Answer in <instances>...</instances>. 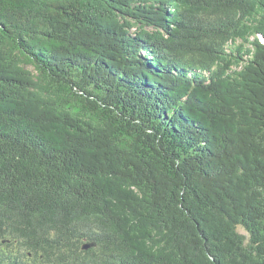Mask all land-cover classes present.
Returning <instances> with one entry per match:
<instances>
[{"label":"trees","instance_id":"1","mask_svg":"<svg viewBox=\"0 0 264 264\" xmlns=\"http://www.w3.org/2000/svg\"><path fill=\"white\" fill-rule=\"evenodd\" d=\"M0 264H264V0H0Z\"/></svg>","mask_w":264,"mask_h":264},{"label":"water","instance_id":"2","mask_svg":"<svg viewBox=\"0 0 264 264\" xmlns=\"http://www.w3.org/2000/svg\"><path fill=\"white\" fill-rule=\"evenodd\" d=\"M88 247V245L87 244H85L84 246H83V248H87Z\"/></svg>","mask_w":264,"mask_h":264},{"label":"rangeland","instance_id":"3","mask_svg":"<svg viewBox=\"0 0 264 264\" xmlns=\"http://www.w3.org/2000/svg\"><path fill=\"white\" fill-rule=\"evenodd\" d=\"M32 69V67H30Z\"/></svg>","mask_w":264,"mask_h":264}]
</instances>
